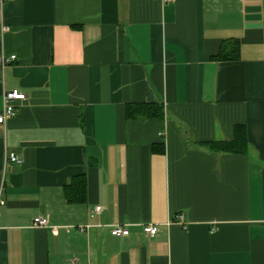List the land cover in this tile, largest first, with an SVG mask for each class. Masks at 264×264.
Instances as JSON below:
<instances>
[{"label":"crops","instance_id":"1","mask_svg":"<svg viewBox=\"0 0 264 264\" xmlns=\"http://www.w3.org/2000/svg\"><path fill=\"white\" fill-rule=\"evenodd\" d=\"M13 89L0 264H264V0H0Z\"/></svg>","mask_w":264,"mask_h":264},{"label":"built area","instance_id":"2","mask_svg":"<svg viewBox=\"0 0 264 264\" xmlns=\"http://www.w3.org/2000/svg\"><path fill=\"white\" fill-rule=\"evenodd\" d=\"M2 2L5 0H1ZM167 1H174V0H167ZM4 29L7 30L8 27L4 26ZM5 56L2 58V62L5 63L8 61V59H4ZM16 55L13 54L10 56V59H15ZM26 98V94L20 92L17 89L9 90L4 92V103L2 108L0 109V125L5 124L10 118L16 115L17 108L15 105V101L20 99L23 100ZM8 161L14 162V163H21L23 161V158L21 155L12 152L8 155ZM102 210V206H97L95 208L96 212H99ZM179 222L184 223V215L178 214L175 217ZM34 224L40 225V226H49V219L42 216H37L34 218ZM82 229V227H81ZM143 230L146 234L150 236H155L159 233V227L156 224H146L143 227ZM110 232L111 234L115 236H127L130 233V230L121 224H113L110 226Z\"/></svg>","mask_w":264,"mask_h":264},{"label":"trees","instance_id":"3","mask_svg":"<svg viewBox=\"0 0 264 264\" xmlns=\"http://www.w3.org/2000/svg\"><path fill=\"white\" fill-rule=\"evenodd\" d=\"M218 147H220V144H216ZM223 147H226L223 145ZM229 148V146H227V149ZM85 187H86V182H85V178H81V181L79 182H75L74 180L71 181L68 185H67V189L69 190V197L72 199L73 198H80L81 196L84 195V191H85ZM84 197V196H83Z\"/></svg>","mask_w":264,"mask_h":264}]
</instances>
